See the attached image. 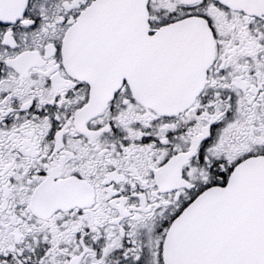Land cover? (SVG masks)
<instances>
[{"label":"snow or ice","instance_id":"snow-or-ice-1","mask_svg":"<svg viewBox=\"0 0 264 264\" xmlns=\"http://www.w3.org/2000/svg\"><path fill=\"white\" fill-rule=\"evenodd\" d=\"M0 264H264V0H0Z\"/></svg>","mask_w":264,"mask_h":264}]
</instances>
